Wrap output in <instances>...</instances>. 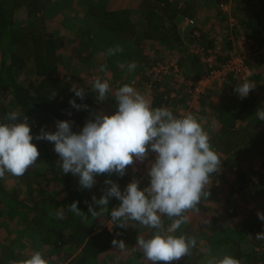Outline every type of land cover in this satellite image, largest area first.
Returning a JSON list of instances; mask_svg holds the SVG:
<instances>
[{
    "label": "trees",
    "instance_id": "trees-1",
    "mask_svg": "<svg viewBox=\"0 0 264 264\" xmlns=\"http://www.w3.org/2000/svg\"><path fill=\"white\" fill-rule=\"evenodd\" d=\"M66 2L69 5L63 10L64 7L53 0H0V123L6 122L5 115L12 111L27 116L34 137L32 143L40 153L36 165L29 168L22 177L15 179L26 186L25 192L28 197H33V205H25L8 196L0 203V221L5 227V233L0 235V257L15 258L18 262L40 251L49 264H104L103 254L108 253L114 258L117 255L114 253H118L119 249L111 243L113 239L123 240L127 249L138 236L150 238L153 235L154 230L132 221H129L130 226L126 228L115 226L111 221L112 226L108 228L110 210L120 204L116 198L109 200V213L92 218L88 212V205L93 204V195L99 199L109 187L105 180L114 181L123 191L135 174L127 167L123 177L116 174L98 175L95 177L97 183L92 189H81L77 176L62 173L54 144L36 140L35 136L40 134L42 128L45 131H56L57 121H74L72 130L79 132L88 119L94 118L93 113H102L107 100H97L96 93L91 90L85 92L84 99L81 100L70 90L73 85L69 81L72 74L74 77L81 75L80 73L89 75V70L97 64L95 59L98 56H101V65H107V73L120 78L129 62H139L137 68L139 71L143 70L146 58L139 59L144 42L165 46L169 50L178 49L179 54L187 55V49L179 42L176 22L182 18L197 23L199 6L206 3L205 0H137V13L122 4L119 9L110 11L106 7L108 0ZM213 2L219 4L228 0ZM239 4L245 16L238 26L258 47H264V0H240ZM74 8L82 12V19L70 16V10ZM21 9L26 11L24 21H18L15 16ZM59 15L65 17L68 25L67 37L53 32L54 21ZM238 26H234L232 33L228 34L235 35L234 30ZM191 33L194 36L192 40L196 41L202 52L184 57L186 61L190 58L188 66L191 71L189 76L183 77L184 81L196 83L207 69L201 58L207 51L213 52L215 46L214 40L203 37L204 33L201 34L199 27H194ZM70 34L74 36L76 44L70 54L76 60L72 66L67 62L69 58L60 56V52L73 42ZM115 45L122 46L123 53L107 56V49ZM217 55V59L223 62L222 56ZM258 58L261 59L262 55ZM158 63L163 62H153L148 68L151 70ZM118 64H123L124 67H118ZM79 65L84 69L81 70ZM183 65V61L179 59L181 71ZM252 65L254 66L252 60L248 59L250 72ZM150 77L147 72L144 76L142 74L143 85L150 92V96L146 98L150 99L152 107L169 108L177 105L182 107L185 114L191 112L204 120L212 147L222 159L220 171L212 174L209 182L210 195L207 199L202 198L198 205L200 210L194 211L196 214L206 215V222L197 228L194 221L188 222L176 233L196 237L197 247L193 249L191 256H185L172 264H205L209 250L217 257L231 255L239 259L240 264H264V240L255 238L257 233H264V221L258 215L248 213L245 208H241L243 212L240 213L239 206L233 201L225 204L224 209L228 211L219 212L215 208L220 207V191H223L220 189L227 174H230L235 178L236 185L229 188L225 200L233 193L247 189L250 198L262 203L261 213H264V120L257 119L255 115L258 109H264V97L254 96L250 92L247 97L240 98L235 89L243 81L231 78L224 90L202 95L199 100L200 109L194 112L188 110L186 105L190 98L188 93L181 91V96H171L180 89H174L177 83L171 86L172 77L167 76L154 82ZM166 78L170 79V87L166 84ZM252 78L248 77L247 80L252 81ZM255 80L260 81V77ZM132 85L137 86V82ZM112 87L110 84V88ZM170 88L173 92L168 91ZM227 89L228 93H225ZM113 90L114 87L111 89L112 93ZM258 91L260 92L259 89ZM262 93L263 91L260 95ZM71 99H75L79 105H87V109L77 110L72 107L69 103ZM173 114L183 115L177 109ZM255 166L258 168L252 169ZM7 181L8 179H0L1 185ZM51 182L59 184L64 190L63 198L58 200L54 192H48L44 188ZM139 182V187L143 189L149 185L150 179L143 178ZM74 201L78 202L77 206L85 216L78 217L68 210V206ZM207 203L213 204L214 208L206 207ZM93 207L96 211L100 210L99 205L93 204ZM57 212H62L63 218H57ZM164 219L167 227L170 221ZM17 225L23 228V232H30L32 235L30 240L27 239L29 244L18 237L15 231ZM200 240L206 242L208 247H200ZM246 245L248 248H245ZM28 250L32 252L31 255L26 253ZM218 250L221 253L219 255L216 252ZM131 254L121 263L149 264L141 251H132Z\"/></svg>",
    "mask_w": 264,
    "mask_h": 264
},
{
    "label": "clouds",
    "instance_id": "clouds-1",
    "mask_svg": "<svg viewBox=\"0 0 264 264\" xmlns=\"http://www.w3.org/2000/svg\"><path fill=\"white\" fill-rule=\"evenodd\" d=\"M123 51L122 46L115 45L107 49L106 55L116 56ZM118 67L124 65L118 64ZM136 67L134 61L127 65L129 72ZM107 70L106 64L100 66V72ZM254 87V82L245 80L235 90L240 98H245ZM91 89L99 101L106 100L111 91L109 81L99 76L94 78ZM70 90L84 99L83 88L73 85ZM114 98L115 114L93 113L94 118L88 119L79 132L72 130L74 121H57L56 131L42 128L35 139L54 144L62 173L77 176L81 189H92L98 175L123 177L134 160L144 162L149 152H154L155 160L148 169V186L141 189L140 182L133 180L121 191L117 183L105 180L109 187L104 195L99 199L92 197L93 204L99 205L100 210L96 211L93 204H89L88 212L92 218L109 213V200L116 198L120 204L110 210L113 225L126 228L132 221L154 230L150 238L137 237L144 260L151 264L160 261L170 264L191 256L197 247L196 237L176 233L189 222L187 213L198 212L202 198L210 195L208 185L212 174L220 171L222 159L212 147L208 132L191 112L177 116L168 107L154 108L130 84L119 87ZM69 103L77 110L88 107L77 104L75 99ZM255 115L264 120V109H258ZM4 119L6 122L0 123V179H6V174L22 177L36 165L40 153L32 143L34 137L27 116L12 111ZM77 205L74 201L68 210L78 217L85 216ZM55 215L63 218L62 212ZM257 215L264 221V213ZM164 218L170 221L167 227ZM255 238L264 240V233H257ZM111 243L120 251L126 249L123 240L113 239ZM13 264H49V261L42 252L36 251L30 258L13 261ZM205 264H240V260L231 255L217 257L209 250Z\"/></svg>",
    "mask_w": 264,
    "mask_h": 264
},
{
    "label": "rangeland",
    "instance_id": "rangeland-1",
    "mask_svg": "<svg viewBox=\"0 0 264 264\" xmlns=\"http://www.w3.org/2000/svg\"><path fill=\"white\" fill-rule=\"evenodd\" d=\"M180 1H185V0H180ZM239 1L240 0H228V2L226 3L221 2L219 4H215L213 0H205L206 5L199 6V13H198L199 18L198 20L196 19L197 23L194 22L193 25H191L188 22L183 23V20L180 18L178 19V21L176 22L177 23L176 31L179 37V42L183 43L184 47L187 49V52H186L187 55H183L182 53L179 54L178 49L169 50L165 46H161V45L157 46L152 42H144L142 44L143 45L142 54L139 59V60H142V57L146 58V62L143 65L144 66L143 70L139 71L138 68L136 67L135 71L129 72L128 69H125L123 75L120 78H118L119 77L118 75H114V74L113 76H111L107 72L102 73L99 71L100 66H101V60H100L101 56H98L95 59L97 60V64L94 66L92 70H89V75L86 76L83 73H80L81 75L79 76L77 75V77H74V75L72 74V78L70 77L69 81L70 83H72V85H75L78 88H83L85 92H87L89 90L92 91L91 85L95 77L99 76L102 79H107V80L109 79V83L114 87L115 90H113V93L112 91H110L109 97L106 99L107 104L105 107H103L102 114H106V115L115 114L117 110V102L114 98V93L122 85L124 84L132 85L133 83L136 84L137 82V86H133V85L132 86L135 89H137L141 94H143L145 97L150 96L149 90H147L145 85H143L142 74L144 76V74L146 75V72H147L149 75L150 68L148 67L151 63L163 62L162 64H165L167 62H170V61L172 62L175 60L179 62V59H180L184 63L183 71L179 69L180 77H182L184 81L183 76L186 77L190 75L191 70H189L190 67L188 66L190 65L189 64L190 58H189V61H186L184 57L186 58H188L189 56L192 57L199 50V48L197 47L198 45L196 41L192 40L194 36L191 32L194 27L196 28L199 27V31L201 32V34L204 33L203 37L205 36L206 40H211V39L214 40L213 43H214V46H215L214 48L216 49L215 50L216 52L222 53V56L225 55L227 51L230 49V47L233 46V44L230 43V35L228 33L231 32V29L234 26L235 27L238 26L240 24L241 19H244V16H245V14L241 12V9H240L241 5L239 4ZM53 2H57L58 5H60V7H64L63 10H65L67 6L69 5L66 2V0H53ZM121 4L126 8H130L131 10H134V12L136 11L138 13L139 11L138 9L135 8L138 5L137 0H108V2L106 3V7H108L109 10L110 9L115 10L117 8L119 9ZM70 14H71L70 15L71 17L82 19V12L78 8L76 9L74 8L70 10ZM15 16L18 21H24V17L26 16V11L24 9H21L16 12ZM262 18L264 22V14L262 15ZM67 27L68 25L65 21V17H63V15H59L54 21L53 32H55V34L58 36L67 37V32H68ZM234 32L236 33L233 36V39H236L237 37L240 36L239 34L243 33L242 28H240L239 26L237 27L236 30H234ZM190 33L192 35L191 37H190ZM70 38L71 40H73V42L67 45L69 47L65 48L63 51L60 52V56L63 58L66 57L67 59L69 58L67 62L70 64V66H72L71 64L73 63L75 64L76 60L70 54H72L71 50L72 48H75L76 44L74 42V36L72 34H70ZM207 49H208V45H207ZM260 54H262L261 59L258 58ZM260 54L250 58L252 62L254 63V66L252 65V70H251L249 77L252 78L253 77L252 75H254L255 77V78H252V81L255 82V87L250 92H252L254 96L264 97V53H260ZM135 63L137 66L140 64L139 62H135ZM158 64H161V63H158ZM79 66L81 67V70L84 69L82 65H79ZM167 76L171 77V74L169 73ZM258 76L260 77V81L255 80ZM174 80L175 79H173V81L170 82V79L166 78V84L168 85L170 82L171 86H173L174 83H178V84H175L174 89L180 88L179 90H181L182 93H187L186 89L188 90V87H185L182 81L180 83V80H176V81ZM188 82H191V81H188ZM170 84H169V87H170ZM176 85H183L184 87H180V86L178 87ZM258 89L260 90V92L263 91L261 95ZM225 93H228V89L227 91H225ZM262 101L264 103V100ZM179 108H182V107H179ZM169 109L172 112L175 110V108L172 106H169ZM181 113L183 115L185 114L182 110H181ZM199 119L200 118H197V120L201 123L204 130L207 131L205 128L206 125H205L204 120L202 119L199 120ZM128 167L130 169V166ZM257 168L258 166L252 167V169L254 170H256ZM227 176L228 177H226V180L224 181V185L220 189V190H223V191H220L221 192V195H220L221 202L219 204L220 207L215 206V208L219 212L225 211L227 210V209H224L225 204L232 203L233 201L237 206H239L238 209L241 210L240 213L243 212L242 210L243 208H245L248 211V213H250L251 215H257V213H261L263 209L262 203L250 198L247 194L248 193L247 189L244 191L233 193L229 199L225 200L227 192H229L228 191L229 188H234V186L236 185L235 178L233 177V175L227 174ZM6 179H8V181L4 182L3 185H1L2 182H0V185H1L0 186V203L3 202L4 197L8 196V197L16 198L17 201H20L21 203H24L25 205L32 206L34 199L32 196L28 197V195L26 194L25 192L26 186L20 184V182L15 180L16 177L11 176L10 174H6ZM44 188L49 190L48 192H54L55 197L58 200L63 198V196L65 195L64 190L61 188V186L55 182H51V184L48 186L45 185ZM206 207H210L213 209L214 205L211 203H207ZM187 215L189 216V222H192V221L195 222V228H197L198 226H201L202 225L201 223L206 222V218H207L206 215H199V214H196L194 211L189 212ZM233 222H230V223H233ZM2 224H3L2 221H0V229H1L0 235L5 233V227L3 228ZM111 226H112V223L110 219L107 222V227L110 228ZM15 229H16L15 231L17 232L20 240L24 241L25 243L29 242L27 239L30 240V237L32 236L30 235V232H26V231L23 232V228H21L18 225L15 227ZM199 244H200V247L204 249L208 247L207 243L204 241L200 240ZM245 248H248V246L246 245ZM136 250L142 252V250L137 245V239H135V242H131V244L127 247L126 250L124 251L118 250V253H114V254H117L114 258H112L111 255H109L108 253L103 254L102 255V258H104L102 259L103 263L104 264H122L121 262L122 261L125 262L126 261L125 259L128 257V255L131 256L132 251H136ZM216 252L218 253L217 255L221 254L219 253L220 252L219 250ZM26 253L30 255L32 254V252H29V250L26 251ZM173 262H170V264H172ZM161 263L168 264V262H163V261H160V264ZM149 264H151V262H149Z\"/></svg>",
    "mask_w": 264,
    "mask_h": 264
},
{
    "label": "built area",
    "instance_id": "built-area-1",
    "mask_svg": "<svg viewBox=\"0 0 264 264\" xmlns=\"http://www.w3.org/2000/svg\"><path fill=\"white\" fill-rule=\"evenodd\" d=\"M185 22L191 25L194 23L187 19ZM239 35V37L233 39L234 35L230 34V43L233 46L230 47L225 55L222 56L219 52L216 53L214 51H207L206 55L208 56L204 54L201 60L207 69H205V74L196 83L183 81V78L180 77L179 62L176 60L167 62L166 64H155L149 72L150 78L154 82L167 77L170 73L171 77L175 79L174 81L180 80V83L182 81L184 86L188 87L186 91L190 95L189 101L186 102L188 110L198 112L200 109L199 100L202 95L211 91L224 90L231 78L243 82L247 80L251 73L247 66V60L260 53H264V47H258L252 38L248 37L245 33ZM200 52H202L201 49L197 51V53ZM217 54L222 56L223 62L217 59ZM155 155V153L149 152L148 158L144 162L134 160V163L130 165L132 173L135 174L132 181L149 178L148 169L151 163L154 162Z\"/></svg>",
    "mask_w": 264,
    "mask_h": 264
},
{
    "label": "crops",
    "instance_id": "crops-1",
    "mask_svg": "<svg viewBox=\"0 0 264 264\" xmlns=\"http://www.w3.org/2000/svg\"><path fill=\"white\" fill-rule=\"evenodd\" d=\"M171 90L172 89L170 88L168 91L170 92ZM171 92H173V91H171ZM176 95L181 96V90H177L176 92H173L171 96L174 98ZM174 107H175V110L177 109L178 112H181V108H179V106L175 105ZM11 259H3V257H0V264H13V261H15V258H11ZM18 262H19V260H18Z\"/></svg>",
    "mask_w": 264,
    "mask_h": 264
}]
</instances>
